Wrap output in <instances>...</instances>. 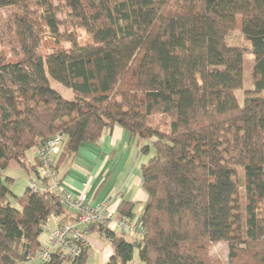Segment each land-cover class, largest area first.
I'll return each instance as SVG.
<instances>
[{
  "label": "trees",
  "instance_id": "1",
  "mask_svg": "<svg viewBox=\"0 0 264 264\" xmlns=\"http://www.w3.org/2000/svg\"><path fill=\"white\" fill-rule=\"evenodd\" d=\"M1 9L0 264L35 259L43 224L67 212L39 176L41 190L14 193L9 164L36 173L27 151L62 132L57 169L115 125L151 156L139 172L137 238L86 228L109 239L104 264H128L135 250L143 264H224L210 252L218 242L227 264H264V0H0ZM60 11L86 39L60 29ZM237 29L239 43L227 44ZM246 71L252 87L239 105ZM131 206L122 200L118 216L133 217ZM87 257V247L58 248L38 264Z\"/></svg>",
  "mask_w": 264,
  "mask_h": 264
},
{
  "label": "crops",
  "instance_id": "2",
  "mask_svg": "<svg viewBox=\"0 0 264 264\" xmlns=\"http://www.w3.org/2000/svg\"><path fill=\"white\" fill-rule=\"evenodd\" d=\"M36 147L26 153L30 165L36 166ZM151 152L144 154L140 151V144L132 138L128 131L119 125L105 130L96 142H85L78 151L67 161L57 167L61 185L64 190L77 195L87 193L91 204H100L109 201V205L119 214L117 207L124 200L131 204L133 216L139 217L146 201V195L140 184V168L147 163ZM14 163V164H13ZM3 174L12 179L11 190L21 194L28 185L31 173L24 171L15 162H11ZM52 215L49 226L53 228L62 222H70L73 212ZM110 230L123 235L128 240L137 238L140 230L126 234L114 227ZM84 229V228H83ZM41 245L48 241V233L43 231L39 237ZM87 264H104L112 255V246L109 239L102 233L89 231L87 234ZM37 257L28 264H38Z\"/></svg>",
  "mask_w": 264,
  "mask_h": 264
},
{
  "label": "built area",
  "instance_id": "3",
  "mask_svg": "<svg viewBox=\"0 0 264 264\" xmlns=\"http://www.w3.org/2000/svg\"><path fill=\"white\" fill-rule=\"evenodd\" d=\"M64 140V134L57 132L39 143L36 149V173H31L28 180L29 188L37 191L42 189L38 185L37 176L44 178L48 183L47 187L60 196L63 206L72 211L74 217L73 221L59 223L53 228L49 226V220L43 224V229L48 233V241L37 255L40 261L49 260L51 253L58 248L70 255L78 254L81 247L88 245L89 231L86 228L92 224L114 227L115 230L126 234L134 233L140 228L138 218L135 216L116 218V211L109 205V201L91 204L87 193L74 195L63 189L54 165L55 156L59 153Z\"/></svg>",
  "mask_w": 264,
  "mask_h": 264
},
{
  "label": "rangeland",
  "instance_id": "4",
  "mask_svg": "<svg viewBox=\"0 0 264 264\" xmlns=\"http://www.w3.org/2000/svg\"><path fill=\"white\" fill-rule=\"evenodd\" d=\"M55 4L58 5V8L61 9L62 6L61 4H59L57 1L55 2ZM8 16V11L6 9H1L0 10V17H1V21L3 22L4 20H6ZM58 18L61 21V25H60V29L62 31H67L70 33H73L75 35H77L78 37H80L82 40L86 39V35L85 33L77 27L71 26L67 20L64 19V14L62 11H60L58 13ZM239 36H240V29L231 31L225 38L226 43L229 45H236L239 43ZM44 47H45V51H47L48 49H50V47L52 46L51 40L46 37V39L43 42ZM63 46H68V43L63 42L62 43ZM250 61H253V56L250 55L249 57ZM249 71H246L245 73V80L243 83V88L239 89L235 92V95L237 97L238 103L239 105H243L244 103V99H243V91L244 89H248L252 87V82H251V78L249 75ZM50 85L52 88L56 89L63 97L70 99L72 97V92L69 88L63 86L61 83H59L58 81L52 79L51 77H48ZM156 122L160 121V116H156L155 117ZM14 164V163H13ZM37 164V163H36ZM239 179L241 180V176L239 177ZM243 190V187L241 189V191ZM211 254L214 257H218L222 260V262L224 264L228 263V259H227V253H228V245L226 242H218L216 244H214L211 249H210ZM128 264H143L142 261L140 260V258L138 257V253L137 250H135L134 255L132 260L128 263Z\"/></svg>",
  "mask_w": 264,
  "mask_h": 264
}]
</instances>
